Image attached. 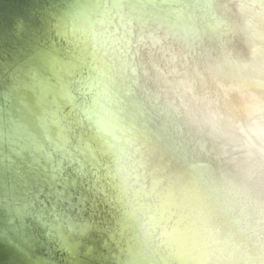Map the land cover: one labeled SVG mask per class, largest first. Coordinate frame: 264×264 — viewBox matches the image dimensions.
Masks as SVG:
<instances>
[{"label":"clouds","instance_id":"9594fccd","mask_svg":"<svg viewBox=\"0 0 264 264\" xmlns=\"http://www.w3.org/2000/svg\"><path fill=\"white\" fill-rule=\"evenodd\" d=\"M178 6L85 0L70 13L73 36L90 50L82 115L109 160L130 233L126 261L264 264V95L251 83L264 77V0L217 5L223 27L213 31L178 15ZM239 44L259 51L251 77L225 57ZM213 51L219 54L204 61L202 86L168 63L170 54L183 60ZM128 91L154 114L151 130L124 110ZM162 119L184 129V157L164 150L156 131Z\"/></svg>","mask_w":264,"mask_h":264},{"label":"rangeland","instance_id":"374dc122","mask_svg":"<svg viewBox=\"0 0 264 264\" xmlns=\"http://www.w3.org/2000/svg\"><path fill=\"white\" fill-rule=\"evenodd\" d=\"M48 1L35 0L36 5L30 9L28 15L32 22L37 24L35 27L32 26L30 18L29 21L21 19L20 33L30 34L26 37V43L17 49H6V62L4 68L2 65L0 70V112L3 114V111L19 101L17 94L13 93L19 76L23 82L22 87L26 92L29 91L31 96L24 98L22 111L12 116L13 123L8 122L7 126L0 127V158L4 163L15 164L16 169L13 172H17L20 179L32 177L37 183L49 185V188L54 189L56 197L66 191L68 186L73 190L75 198L79 192L77 200L88 202L84 206L75 205L71 210L74 214L81 215V220L70 214L62 217L50 216L46 224L48 232L54 234L60 226L68 231L74 229L78 232V239H83L81 253L87 264H118L113 257L116 246L111 238L113 235L119 238L118 222L124 223V220L118 211L119 205L111 187L108 157L98 150L93 132L82 115L86 97L81 81L89 71L90 50L87 51L86 45L75 39L71 27L68 26L67 30L63 27L65 20L71 17L69 15L73 6L85 0H66L57 12L55 11L57 1L63 0ZM61 10L64 12L60 13ZM53 14L57 16L56 19L52 17ZM59 19L64 21L62 30L58 28L55 35L49 33V24L59 26ZM66 23L69 24L68 21ZM64 32L71 38L63 34ZM36 55L38 60L36 64L34 63L35 70L27 76L24 73L32 70V57L36 58ZM61 109L63 112L59 113ZM46 110L51 113L48 114L50 116L48 123L53 125V128L47 133L49 136H44L48 141L45 144L50 146L55 144L56 150L44 149L32 136L20 132L18 125H15V122L21 123L20 125L29 122L33 124L35 132L38 126L42 127L40 119L42 112ZM63 114L66 119L61 120ZM69 138L68 148H60ZM88 142L93 143L94 152L87 147ZM65 197L71 200L73 196L65 193ZM27 204L28 201L24 206ZM97 205L100 209H96ZM16 206L14 212L21 215L19 211L23 206L19 203ZM58 206L57 201L53 203V208ZM41 207H37L36 210ZM53 211L55 214L59 213L54 209ZM0 213L4 215L3 212ZM31 223V219H27L29 234L37 238L38 244V247L32 250L34 253L32 255L59 264H68L70 259L68 252L57 249L56 243L48 239L46 230ZM89 227L94 229L88 234ZM24 235L22 238L26 241L27 235ZM83 236L85 237L82 238ZM88 247L93 248L90 252L92 254L86 255ZM5 249L6 247L0 244V251L4 252Z\"/></svg>","mask_w":264,"mask_h":264},{"label":"bare ground","instance_id":"6f19581e","mask_svg":"<svg viewBox=\"0 0 264 264\" xmlns=\"http://www.w3.org/2000/svg\"><path fill=\"white\" fill-rule=\"evenodd\" d=\"M145 3H161L163 0H143ZM169 3H175L178 4V8L176 9V12L178 15L190 17V18H196L198 22L201 24V26L206 27L209 31L217 30L219 28L223 27V17L221 16L220 12L218 11L217 5H222L225 3H228L229 0H167ZM70 16V15H69ZM62 25L64 21H61ZM66 21L69 22V24L66 23ZM59 22V26L62 27V25ZM71 27L72 30V20L71 17H68V20H65V24L63 27L67 30V27ZM59 28L60 31L62 28ZM65 31V30H64ZM70 37L65 32L63 33ZM73 34V33H72ZM77 35H79L77 33ZM71 38V37H70ZM76 39V38H75ZM79 40V39H78ZM76 41V40H75ZM82 44V40H79ZM77 42V41H76ZM81 45L80 43H77ZM32 45V44H31ZM34 45V44H33ZM35 46V45H34ZM33 48V46H31ZM31 48V49H32ZM89 51V49L87 50ZM218 51L213 52H201L198 55H186L183 60H179L174 54L173 56L168 57V63L172 65L174 68H176L178 77L182 80L187 81L189 84L193 86L201 85L203 84L202 80V74H203V63L204 61L208 60L209 57H213L215 55H218ZM259 55V51L256 49H250L245 47L242 44H239L235 47L229 46V51L225 53V57L229 63H232L234 65L235 72L242 77H251V74L253 72V64L252 61L254 58ZM32 57L33 62L36 64L38 55ZM252 85H254V88L258 94L264 95V77H255L251 80ZM75 100V95L73 96V102ZM21 101H18L20 103ZM243 102V98H237V100L233 101L234 105H238ZM21 106V105H20ZM123 107L126 112L131 114L136 120L140 121L146 129L151 130L154 127V121L155 116L152 112L146 110L144 103L137 97L136 93L134 91H128L124 94L123 97ZM225 108H227V105H225ZM11 111V109H6ZM22 111V106L20 108V112ZM63 112V109L59 111V113ZM2 113V112H1ZM15 112L12 113L9 117H7V121L13 123L12 116H15ZM48 114H51L50 111L47 110L45 112H42V116L40 119V124L42 127L40 128L38 126V129L34 132L33 131V124L26 122L25 125H20L15 122V125H18V128L20 132L29 134L32 136L35 141L43 147L44 149H53L56 150L55 144L53 146H50L49 144H45L48 141L45 140L44 136H49L51 132V129L53 128V125H50L48 123V119L50 116ZM60 118V116H58ZM66 119V117L63 114V118ZM70 131V129H69ZM158 133V136L160 137L161 141L163 142V148L167 153L174 154L178 157H184L186 155V145L184 143L183 137H184V129L182 127H172L170 123L167 120L162 119L159 124V128L156 130ZM260 141H264V137L260 138ZM70 143V138L67 140V143L61 146L62 149H67L68 144ZM259 143V142H258ZM260 146H264V143L260 144ZM87 147L90 148V150H94L93 143L88 142ZM85 149L87 152L88 149ZM196 150L202 151L203 146H194ZM239 149L247 154L248 149L245 148V146L240 145ZM89 150V151H90ZM94 152V151H93ZM194 165H198L203 163V161L199 160H192L191 161ZM118 228H120V236L117 238L113 235L111 240L115 242L116 250L113 252V257L115 261L118 264H127L126 261V254L127 249L130 244V233L125 226V222H118ZM77 231L74 229H70L69 231L60 226L56 232L53 235H57L56 237L59 238L58 240L62 247H64V250L68 252L69 254V262L68 264H87L82 256V243L83 239H78ZM92 251L87 250L85 253H90ZM24 261L26 263L24 264H59L56 261H50L48 259L31 256L30 258L23 257Z\"/></svg>","mask_w":264,"mask_h":264},{"label":"water","instance_id":"95a60500","mask_svg":"<svg viewBox=\"0 0 264 264\" xmlns=\"http://www.w3.org/2000/svg\"><path fill=\"white\" fill-rule=\"evenodd\" d=\"M48 2H50V0ZM64 2H66V0L57 1L56 12L62 7V4H65ZM35 5V0H0V70L2 65L4 68V62H6V49H17L23 46V44L26 43V37L30 36L28 33H20V21L21 19L29 21L30 17L28 13ZM62 11L63 10H61L60 13H62ZM52 17H55V19L57 18L54 14ZM30 21L32 22L31 18ZM60 24L62 25L61 22ZM36 25L34 23L32 24L33 27ZM32 26L30 27L31 29ZM60 27L61 26H56L54 24L51 26V24H49V33H54L55 35L56 30ZM52 37H50V40ZM15 169L14 163H4L0 158V212L4 213V215L0 213V244L6 247L4 252L0 251V264H24L26 263L23 259L24 256L26 257L27 255V257L30 258L34 255L32 250L38 247L37 238L29 234L27 219H31L32 223L43 227L47 232L48 239L56 243L55 247L66 252L58 241L60 239L56 237L57 235L55 236L48 232V227L46 225L48 222L47 219H49L50 216L62 217L65 216V214H70L72 216H77V218L81 220V215L74 214L71 209L75 205L84 206L88 201L81 202L77 200L80 196L79 192L78 197L75 198L73 190H70L71 188L69 186L66 191L56 197L54 196L55 193H53L54 189L49 188V185L37 183L32 177L30 179H20L21 177L18 176V173L13 172ZM65 193H70L73 196L72 199L69 200L66 198ZM26 201H28L29 204L24 206ZM56 201L59 203V206L53 208V203ZM18 203L24 208L21 207L19 211L21 215L14 212ZM100 206L101 204L99 207ZM37 207L41 208L36 210ZM91 207L93 208L94 206L91 204ZM53 209L59 213L55 214ZM96 209H100L98 205ZM40 213H43V215H40ZM93 229L89 227L88 231H90L88 234ZM24 234L27 235L26 241L22 238ZM84 237L85 236L82 238ZM88 248L90 251L93 249L92 247Z\"/></svg>","mask_w":264,"mask_h":264},{"label":"trees","instance_id":"16d2710c","mask_svg":"<svg viewBox=\"0 0 264 264\" xmlns=\"http://www.w3.org/2000/svg\"><path fill=\"white\" fill-rule=\"evenodd\" d=\"M38 60V59H37ZM31 69L30 71L24 73V74H27V76H30L32 74V72L35 70L34 68V65L32 64L31 65ZM22 74V75H24ZM22 79L21 77L19 76L17 78V82L15 84V89H14V92L13 93H16L17 94V98L19 99V101H21L20 103H17L15 102L12 107H10L11 111L9 110H5L3 111V114L0 112V127H5L7 126L8 122L7 121V117H9L10 115H12L13 112H15L16 114H19L20 113V108L21 106H23V103H24V98L26 97H30L31 95L29 94V91L26 92V90L22 87ZM25 84V83H24ZM21 105V106H20ZM9 109V108H7ZM11 124V122H9Z\"/></svg>","mask_w":264,"mask_h":264}]
</instances>
